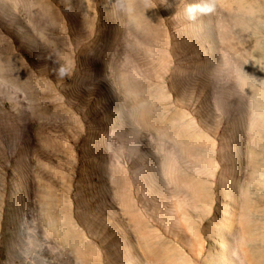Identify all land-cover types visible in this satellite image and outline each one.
Wrapping results in <instances>:
<instances>
[{"label":"rangeland","instance_id":"rangeland-1","mask_svg":"<svg viewBox=\"0 0 264 264\" xmlns=\"http://www.w3.org/2000/svg\"><path fill=\"white\" fill-rule=\"evenodd\" d=\"M0 264H264V0H0Z\"/></svg>","mask_w":264,"mask_h":264},{"label":"clouds","instance_id":"clouds-1","mask_svg":"<svg viewBox=\"0 0 264 264\" xmlns=\"http://www.w3.org/2000/svg\"><path fill=\"white\" fill-rule=\"evenodd\" d=\"M197 10H200V11H211V8L210 7H206V8H199V6H189L186 11L188 12L189 14V18H192L194 19L195 18V12Z\"/></svg>","mask_w":264,"mask_h":264}]
</instances>
